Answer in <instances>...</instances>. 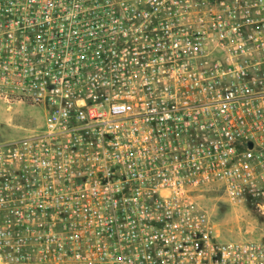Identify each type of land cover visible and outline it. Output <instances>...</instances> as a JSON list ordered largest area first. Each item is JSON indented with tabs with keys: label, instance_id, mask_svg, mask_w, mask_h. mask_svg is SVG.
I'll return each instance as SVG.
<instances>
[{
	"label": "built area",
	"instance_id": "obj_1",
	"mask_svg": "<svg viewBox=\"0 0 264 264\" xmlns=\"http://www.w3.org/2000/svg\"><path fill=\"white\" fill-rule=\"evenodd\" d=\"M0 264H264V0H0Z\"/></svg>",
	"mask_w": 264,
	"mask_h": 264
},
{
	"label": "rangeland",
	"instance_id": "obj_2",
	"mask_svg": "<svg viewBox=\"0 0 264 264\" xmlns=\"http://www.w3.org/2000/svg\"><path fill=\"white\" fill-rule=\"evenodd\" d=\"M43 123L39 107L15 106L0 110V142L19 138ZM219 229L226 240L255 239L264 236V218L255 202L229 207L219 203Z\"/></svg>",
	"mask_w": 264,
	"mask_h": 264
}]
</instances>
